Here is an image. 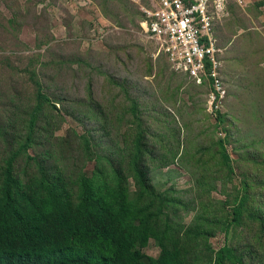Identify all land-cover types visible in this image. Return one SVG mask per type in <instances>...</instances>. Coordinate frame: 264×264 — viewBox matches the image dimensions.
Wrapping results in <instances>:
<instances>
[{
  "label": "rangeland",
  "instance_id": "obj_1",
  "mask_svg": "<svg viewBox=\"0 0 264 264\" xmlns=\"http://www.w3.org/2000/svg\"><path fill=\"white\" fill-rule=\"evenodd\" d=\"M147 1L0 0V171L28 137L39 84L48 103L13 163L20 183L40 164L73 191L85 175L134 201L140 155L149 186L174 201L162 212L174 237L182 230L180 264H213L225 245L246 264H264L259 222L245 217L229 237L216 224L245 184L247 207L264 216V0H224L216 17L223 120L211 89L175 71L144 32ZM194 219L204 236L183 229ZM161 251L154 239L144 248L154 258Z\"/></svg>",
  "mask_w": 264,
  "mask_h": 264
},
{
  "label": "trees",
  "instance_id": "obj_2",
  "mask_svg": "<svg viewBox=\"0 0 264 264\" xmlns=\"http://www.w3.org/2000/svg\"><path fill=\"white\" fill-rule=\"evenodd\" d=\"M260 6H264V2ZM13 23L14 20L8 21L10 25ZM219 47L221 49L220 44ZM37 86L28 137L0 171V264H180L178 245L182 230L174 237L169 215L162 212L174 201L169 194L158 193L149 186L148 173L140 155L135 156L134 163L140 189L134 201L128 199L123 188L96 183L85 175L76 181L77 189L73 191L58 176L47 175L46 168L40 164L37 173L25 183L15 178L13 163L19 154H25L31 143L29 135L34 132L40 113L48 103L39 84ZM200 86L210 90L208 83ZM219 118L223 120L221 113ZM224 141L219 142L221 157L223 164L232 171V158L226 152ZM140 146L141 142H138V154L141 153ZM247 188L245 184V194L237 197V206L232 213L225 214V219L216 223L228 237L245 217L259 222L264 236V216L247 207L250 201ZM161 215L164 216L162 221ZM183 229L188 235L196 233L195 238L204 236L203 231L196 230V219ZM150 239L162 248L158 258L144 252ZM216 256L213 264H246V260L230 246L222 247Z\"/></svg>",
  "mask_w": 264,
  "mask_h": 264
},
{
  "label": "built area",
  "instance_id": "obj_3",
  "mask_svg": "<svg viewBox=\"0 0 264 264\" xmlns=\"http://www.w3.org/2000/svg\"><path fill=\"white\" fill-rule=\"evenodd\" d=\"M222 4L224 0H148L141 7L146 35L160 46L175 71L198 85L209 84V104L216 113L227 96L215 26Z\"/></svg>",
  "mask_w": 264,
  "mask_h": 264
}]
</instances>
